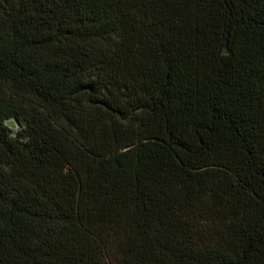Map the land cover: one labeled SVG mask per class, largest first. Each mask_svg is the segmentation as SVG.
Segmentation results:
<instances>
[{"label": "trees", "instance_id": "trees-1", "mask_svg": "<svg viewBox=\"0 0 264 264\" xmlns=\"http://www.w3.org/2000/svg\"><path fill=\"white\" fill-rule=\"evenodd\" d=\"M0 264H264V0H0Z\"/></svg>", "mask_w": 264, "mask_h": 264}, {"label": "water", "instance_id": "water-1", "mask_svg": "<svg viewBox=\"0 0 264 264\" xmlns=\"http://www.w3.org/2000/svg\"><path fill=\"white\" fill-rule=\"evenodd\" d=\"M228 43H229V40L227 39L226 40V45H225V49H224V54L227 55L229 53L228 51ZM7 125L11 128V129H14L15 128V124H14V121L13 120H10Z\"/></svg>", "mask_w": 264, "mask_h": 264}, {"label": "rangeland", "instance_id": "rangeland-1", "mask_svg": "<svg viewBox=\"0 0 264 264\" xmlns=\"http://www.w3.org/2000/svg\"><path fill=\"white\" fill-rule=\"evenodd\" d=\"M14 121V124H15V131L19 130L20 129V126L18 125V123L13 119Z\"/></svg>", "mask_w": 264, "mask_h": 264}]
</instances>
